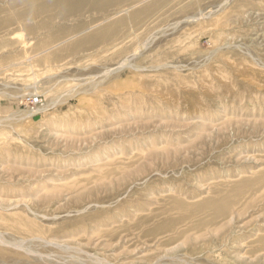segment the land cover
I'll list each match as a JSON object with an SVG mask.
<instances>
[{
    "label": "rangeland",
    "instance_id": "1",
    "mask_svg": "<svg viewBox=\"0 0 264 264\" xmlns=\"http://www.w3.org/2000/svg\"><path fill=\"white\" fill-rule=\"evenodd\" d=\"M63 1L0 0V264H264V0Z\"/></svg>",
    "mask_w": 264,
    "mask_h": 264
},
{
    "label": "bare ground",
    "instance_id": "2",
    "mask_svg": "<svg viewBox=\"0 0 264 264\" xmlns=\"http://www.w3.org/2000/svg\"><path fill=\"white\" fill-rule=\"evenodd\" d=\"M71 1H73V2H77V4L75 5V8H76V9H79V8L81 7V3L84 2L85 0H71ZM63 2H65V0H64ZM76 9H75V10H76ZM60 247H61V246H60Z\"/></svg>",
    "mask_w": 264,
    "mask_h": 264
}]
</instances>
